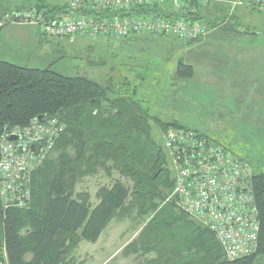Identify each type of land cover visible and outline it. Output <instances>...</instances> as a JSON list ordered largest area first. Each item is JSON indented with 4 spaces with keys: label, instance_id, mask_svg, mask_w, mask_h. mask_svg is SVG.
<instances>
[{
    "label": "trees",
    "instance_id": "trees-1",
    "mask_svg": "<svg viewBox=\"0 0 264 264\" xmlns=\"http://www.w3.org/2000/svg\"><path fill=\"white\" fill-rule=\"evenodd\" d=\"M31 10L53 16L65 7ZM193 19L201 21L197 13ZM177 73L186 79L193 76L191 67L181 63ZM127 91L125 82L110 77L102 84L0 61V137L5 127H26L33 118H57L64 126L49 157L30 175L29 204L0 208V248L4 243L9 264H71L69 256L80 243H96L113 220L133 212L138 218L153 215L138 240L126 248L136 253L139 245L145 254L155 252L147 264H222L214 235L165 203L172 174L151 126L158 127V135L184 128L159 122L134 100L136 93ZM98 170L116 171L132 187L116 180L97 191L98 203L91 206L88 195L75 193V186ZM252 185L260 221L258 251L223 264L264 260V173L254 174Z\"/></svg>",
    "mask_w": 264,
    "mask_h": 264
},
{
    "label": "rangeland",
    "instance_id": "rangeland-1",
    "mask_svg": "<svg viewBox=\"0 0 264 264\" xmlns=\"http://www.w3.org/2000/svg\"><path fill=\"white\" fill-rule=\"evenodd\" d=\"M234 2L236 0L213 1L211 8L207 9L211 10L210 18L205 17L202 22L206 24L211 18L220 17L217 21V27H220L217 30L220 31L213 33L212 39L206 43L203 38L199 40L203 43L188 44L189 41L171 37L154 39L142 35L129 36L126 40L91 36L44 40L36 26H19L14 21L15 18L24 21L25 10L31 7L44 6L39 0H0V19L4 25L0 31V61L30 69H49L66 77H85L102 84L109 77L123 81L125 88L129 86L128 95L136 93L134 100L159 122L175 123L187 130L210 134L208 136L243 157L254 174L264 173V89L253 100V107L251 85L245 83L241 86V104L236 106L239 112L235 113L234 100L224 94L226 87L222 85L231 72L220 66L221 61L227 60L225 52L239 50L226 42L229 38L225 36L228 34L225 30L230 27L236 31L230 33L235 36L230 41L237 47L246 48L254 44V47L264 49V13L252 12L253 25L250 28L247 25L246 31L254 32V35H243L241 24L238 26L227 12H221L222 8L213 9L214 5H223L232 13L237 9ZM26 21L33 22L31 18ZM242 35H248V38ZM193 58L195 62H192ZM218 59L217 85L211 86L204 83L203 78L204 75L212 76ZM180 61L197 65L190 79L177 73ZM240 77L245 79L247 73L242 70ZM258 85L264 87L261 72ZM151 127L153 140L162 146L158 127L153 123ZM116 180L132 187L131 182L116 171L108 174L98 170L96 174L82 178L75 186V193L87 194L90 205L95 206L98 203L97 191L110 187ZM152 216L138 218L133 212L127 218L113 220L96 243H80L69 256L70 263L147 264L157 256L155 252L145 254L139 245L136 253L126 251V248L138 240ZM256 264H264V260Z\"/></svg>",
    "mask_w": 264,
    "mask_h": 264
},
{
    "label": "built area",
    "instance_id": "built-area-1",
    "mask_svg": "<svg viewBox=\"0 0 264 264\" xmlns=\"http://www.w3.org/2000/svg\"><path fill=\"white\" fill-rule=\"evenodd\" d=\"M212 0H65V11L39 15L32 25L46 38L91 36L198 41L210 28L193 19ZM234 7L264 13V0H236ZM161 8V9H160ZM160 9V10H159ZM64 131L57 118H33L26 127H5L0 137V208H25L32 171L49 157ZM14 136L15 140H10ZM162 150L173 186L165 203L211 232L226 262L257 253L260 221L251 166L201 132L168 129ZM0 264H9L5 245Z\"/></svg>",
    "mask_w": 264,
    "mask_h": 264
},
{
    "label": "crops",
    "instance_id": "crops-1",
    "mask_svg": "<svg viewBox=\"0 0 264 264\" xmlns=\"http://www.w3.org/2000/svg\"><path fill=\"white\" fill-rule=\"evenodd\" d=\"M213 1H216V0H212V2ZM47 2H48V4H47ZM39 3H42L44 6L45 5L46 6H65V0H39ZM211 5L209 6V8H211ZM222 6L223 5H216V6L214 5L213 9L217 10L220 7V8H222V9H220L221 12H227L229 17L235 18V20L238 22L237 25L240 26V24H241V26H242L243 32H241V33L243 35H246V34L254 35V32L248 33L246 31V29L248 27L247 25H249V28L253 25V21L251 19L254 17V15L251 11H247L243 8H237L236 10H234V12L230 13L229 7L225 6V8H224ZM31 9H32V7H31ZM31 9L29 10L30 12L33 11ZM207 9H208V7L198 8L197 17L200 18L201 21L205 17L207 19L210 18L209 15L211 13V10H207ZM30 12H28V9L25 10V15H27ZM203 14L206 16H203ZM22 19H24V16ZM211 19L212 20H209L207 23H215V22H217L218 19H220V17H218L217 19L216 18H211ZM226 21H228V19H226ZM17 24L19 26L32 25L30 22L26 21L25 19H24V21L21 20ZM3 26L1 27L0 31L2 30ZM209 28H210V30L207 33L206 37L204 38L205 43L212 39L211 35L213 33L220 31V30H217V28H220L217 26L216 27L209 26ZM37 29H38V33L40 35L39 28H37ZM225 31L228 33L225 36H227L229 38V40L226 42L231 43L233 46H235L239 50H236V51L230 50L229 52L224 51L226 53V56H227L226 59L227 60L221 61L220 66L223 69H227L231 73H229V78L226 79L225 82L224 81L222 82V85H225V87H226V91L224 92V94L225 95L227 94V96H231L233 98V100H234L233 101V105H234L233 108L235 109V113H238L239 110L236 108V106H239L241 104V102L239 100L240 99L239 94H240V89H241L240 87L241 86H243L245 83L247 86L251 85L252 91L254 92V96L252 97V101H251V105L253 107H255L254 104H252L253 100L258 95L259 91L264 89V87L258 85L259 81H260V72H261L262 76H264V49H263V47L261 48V46L254 47L255 46L254 44L249 45L246 48H242V47L239 48L230 41L231 38H235V36L234 37L231 36L230 33H234L236 31L233 30L232 27H230L228 30L226 29ZM243 37L248 38V35L243 36ZM43 38H44V40L49 39V38H45V37H43ZM198 41H194L193 43L188 42V44H194V43L199 44L200 42H202V41H199V42ZM216 56H217V54H216ZM206 60L204 58V61H206ZM192 62H195L194 58H193ZM179 63L184 64L185 66L191 67L193 74H194V70L197 68V65H195V63H194V65H190V64L188 65V64L182 63L181 61ZM260 67H263V68L260 69ZM218 68H219V59H218V63H217V60H215V66L212 69V76L211 75H204V78H203L204 83L209 84L211 86L217 85V81L215 80V77H216L215 72H217L216 69H218ZM242 70H244L247 73V77L245 79H242L240 77V72ZM218 72L220 74H222L221 71H218ZM220 84H221V81H220ZM218 85H219V82H218ZM256 86H259V89H256ZM260 95H262V91L260 92ZM203 134L210 135V134H206V133H203ZM224 146L227 149H229V147H227L226 145H224ZM232 153L234 155H236L234 152H232ZM236 156H238V155H236ZM241 158H243V157H241Z\"/></svg>",
    "mask_w": 264,
    "mask_h": 264
},
{
    "label": "water",
    "instance_id": "water-1",
    "mask_svg": "<svg viewBox=\"0 0 264 264\" xmlns=\"http://www.w3.org/2000/svg\"><path fill=\"white\" fill-rule=\"evenodd\" d=\"M189 42H190V43H193L194 40L192 39V40H190ZM10 140H15V137H14V136L10 137ZM158 156H160V152H158ZM221 263H222V264H223V263H226V260H225L223 254H222V260H221Z\"/></svg>",
    "mask_w": 264,
    "mask_h": 264
},
{
    "label": "bare ground",
    "instance_id": "bare-ground-1",
    "mask_svg": "<svg viewBox=\"0 0 264 264\" xmlns=\"http://www.w3.org/2000/svg\"><path fill=\"white\" fill-rule=\"evenodd\" d=\"M219 143V142H218ZM220 144V143H219ZM221 146H223L222 144H220ZM224 148H226L225 146H223ZM227 149V148H226ZM228 151H230L229 149H227ZM231 152V151H230ZM232 153V152H231ZM233 154V153H232Z\"/></svg>",
    "mask_w": 264,
    "mask_h": 264
},
{
    "label": "flooded vegetation",
    "instance_id": "flooded-vegetation-1",
    "mask_svg": "<svg viewBox=\"0 0 264 264\" xmlns=\"http://www.w3.org/2000/svg\"><path fill=\"white\" fill-rule=\"evenodd\" d=\"M165 161V160H164Z\"/></svg>",
    "mask_w": 264,
    "mask_h": 264
}]
</instances>
